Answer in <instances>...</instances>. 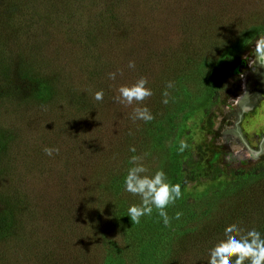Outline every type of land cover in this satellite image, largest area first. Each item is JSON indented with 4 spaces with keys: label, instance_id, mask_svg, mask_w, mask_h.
<instances>
[{
    "label": "rangeland",
    "instance_id": "obj_1",
    "mask_svg": "<svg viewBox=\"0 0 264 264\" xmlns=\"http://www.w3.org/2000/svg\"><path fill=\"white\" fill-rule=\"evenodd\" d=\"M19 30L34 35L11 48L38 63L0 75V264H206L226 224L264 232V155L248 158L264 151V67L250 64L264 0H0V41ZM134 75L153 90L147 124L112 99ZM167 81L177 99L164 105ZM129 146L182 184L170 227L126 216Z\"/></svg>",
    "mask_w": 264,
    "mask_h": 264
},
{
    "label": "clouds",
    "instance_id": "obj_2",
    "mask_svg": "<svg viewBox=\"0 0 264 264\" xmlns=\"http://www.w3.org/2000/svg\"><path fill=\"white\" fill-rule=\"evenodd\" d=\"M255 47L252 55L255 57L251 65L264 67V33H258L254 41ZM127 69L135 72L136 63L134 60L127 62ZM122 69L107 73L110 81H117V77H123ZM176 90L174 81H167L161 93V103L168 105L176 102L173 92ZM116 95L112 97L115 103L124 107H131L129 119L135 123L141 121L145 124L152 122L155 117L146 103V100L153 96V90L149 80L144 75H134L130 80L115 85ZM105 92L101 88L92 92V97L97 102L104 100ZM45 107V106H42ZM46 110V108H45ZM252 108L244 107L243 112H250ZM131 135V132H129ZM235 135L243 139V133L237 127ZM189 148L185 139L178 142L177 153L182 154ZM43 152L48 157L58 155V147L45 146ZM128 151L132 153L126 161V167L122 174L123 191L138 198L137 203H129L127 215L132 224H140L142 218L151 217L155 211L160 222L165 227H170L172 221H180L183 216L182 210H176L169 215V208H174L177 201L182 199V184L174 183L164 170L163 166L150 169L144 163L150 153L136 154L135 146H129ZM264 151H253L248 154L251 160H259ZM231 159V157H229ZM187 187V184L184 185ZM206 264H264V232L256 227H245L242 221H235L226 224L222 233L207 248Z\"/></svg>",
    "mask_w": 264,
    "mask_h": 264
},
{
    "label": "trees",
    "instance_id": "obj_3",
    "mask_svg": "<svg viewBox=\"0 0 264 264\" xmlns=\"http://www.w3.org/2000/svg\"><path fill=\"white\" fill-rule=\"evenodd\" d=\"M30 34V35H34L32 33H30V31H26V30H19L17 32L14 33V36L11 38V37H7V40H4L3 42L0 41V75H5L9 72V70H11V65H13L15 62H16V59H23V58H26L28 61L25 62V65H27L24 69L26 71H30V72H33L36 70V64L38 63V56L35 58V60H32L31 57H26V55L24 53H22L21 51H16V50H13L10 46V43H14L19 36L21 35H24V34ZM39 35H45L44 37V40H48L50 37H53V33H51L50 31H46V30H43L41 33H37V37H36V41L34 43H31L32 44V48L34 49V52H35V55L37 54L38 52V48H39V44H38V40H39ZM11 38V39H10ZM38 38V40H37ZM84 39H83V36L80 35L78 36V41L79 42H82ZM90 43H93L94 44V41L92 38L89 39ZM40 41V40H39ZM36 49H37V52H36ZM26 59H24L26 61ZM227 60V59H226ZM19 63L21 64L22 61L19 60ZM28 67V68H27ZM6 223L2 220L0 221V226H3L5 225Z\"/></svg>",
    "mask_w": 264,
    "mask_h": 264
}]
</instances>
